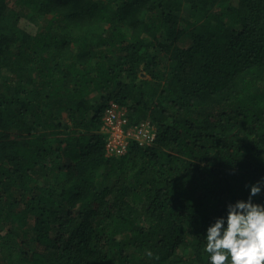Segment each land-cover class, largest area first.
Masks as SVG:
<instances>
[{
  "label": "trees",
  "instance_id": "1",
  "mask_svg": "<svg viewBox=\"0 0 264 264\" xmlns=\"http://www.w3.org/2000/svg\"><path fill=\"white\" fill-rule=\"evenodd\" d=\"M261 177L264 0H0V264H207Z\"/></svg>",
  "mask_w": 264,
  "mask_h": 264
},
{
  "label": "clouds",
  "instance_id": "2",
  "mask_svg": "<svg viewBox=\"0 0 264 264\" xmlns=\"http://www.w3.org/2000/svg\"><path fill=\"white\" fill-rule=\"evenodd\" d=\"M248 196L227 203L204 230L207 264H264V177L246 185Z\"/></svg>",
  "mask_w": 264,
  "mask_h": 264
},
{
  "label": "built area",
  "instance_id": "3",
  "mask_svg": "<svg viewBox=\"0 0 264 264\" xmlns=\"http://www.w3.org/2000/svg\"><path fill=\"white\" fill-rule=\"evenodd\" d=\"M155 128L148 121L135 126L128 124L124 107L111 103L102 117V133L105 135V154L108 157L125 155L131 144L145 146L155 139Z\"/></svg>",
  "mask_w": 264,
  "mask_h": 264
},
{
  "label": "rangeland",
  "instance_id": "4",
  "mask_svg": "<svg viewBox=\"0 0 264 264\" xmlns=\"http://www.w3.org/2000/svg\"><path fill=\"white\" fill-rule=\"evenodd\" d=\"M18 24L22 29H25L28 32L33 33L36 30V28L31 23L27 22L25 19L20 20Z\"/></svg>",
  "mask_w": 264,
  "mask_h": 264
}]
</instances>
